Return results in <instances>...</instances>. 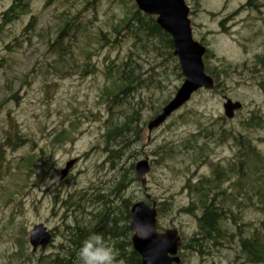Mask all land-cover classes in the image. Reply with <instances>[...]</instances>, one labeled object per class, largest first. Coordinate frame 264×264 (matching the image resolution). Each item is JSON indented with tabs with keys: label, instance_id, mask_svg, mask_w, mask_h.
<instances>
[{
	"label": "rangeland",
	"instance_id": "374dc122",
	"mask_svg": "<svg viewBox=\"0 0 264 264\" xmlns=\"http://www.w3.org/2000/svg\"><path fill=\"white\" fill-rule=\"evenodd\" d=\"M247 1L185 0L193 37L211 53L206 61L219 73V87L215 92L198 91L150 133L148 122L174 97L183 79L180 70V78L172 72V60L159 65L151 51L135 56L146 85L134 96L142 101L137 123L141 139L127 150L136 159L124 156L113 169L107 149L114 146L105 144L104 130L109 120L128 111L110 117L100 95L107 84L106 65L124 59L132 41L121 38L122 46L114 48L100 46L97 38L132 11V2L97 0L92 8L91 0H30L25 14L7 22L2 13L11 0H0V264H39L40 259L55 254L64 243L65 226L74 223V218L86 220L87 212L98 208V204L88 209L86 202H76L81 204L79 210L66 209L61 201L83 191L89 200L96 191L112 185L119 165H135L144 158L150 165L145 184L136 180L126 194L132 204H163L157 227L177 230L180 264H248L238 257V236L229 237L238 232L230 219L222 224L221 245L205 246L198 252L186 249L198 231L195 216L200 213L184 212L195 200L187 184L211 179L213 167L227 168L237 151L230 135L219 141L205 138L206 131L221 126L228 133L245 134L264 156V69L255 65V57L264 50V0H258L254 8L244 7ZM65 16L75 17L70 32L75 27L79 32L68 38L70 44L59 55L48 45ZM225 65L230 70L226 75L221 73ZM156 75L162 80L161 88L150 78ZM226 99L242 105L232 120L223 115ZM252 116L257 118L256 128L246 125ZM220 117L224 121L217 125ZM9 131L27 143L6 145ZM71 160L73 167L60 180V172ZM228 176L221 187L236 199L226 207L244 225L247 236L263 217L256 202L260 183H249L251 175L247 174L241 193L253 194L255 202L241 203L236 191H240L239 176ZM39 224L51 231L53 239L45 250L34 253L28 238Z\"/></svg>",
	"mask_w": 264,
	"mask_h": 264
},
{
	"label": "trees",
	"instance_id": "16d2710c",
	"mask_svg": "<svg viewBox=\"0 0 264 264\" xmlns=\"http://www.w3.org/2000/svg\"><path fill=\"white\" fill-rule=\"evenodd\" d=\"M29 1L11 0L10 7L2 13V20L7 22L17 20L29 9ZM96 1L91 0L92 8ZM127 1L132 2V0ZM257 2L258 0H248L244 7L254 8ZM74 20L75 17L73 16H65L63 18L62 25L58 27L56 38L48 45L51 48L50 50L59 55L65 51V48L70 44V42L67 43L68 38L72 37L73 33L79 32L76 27L70 32V29L74 27ZM31 25L32 23L27 28L31 27ZM121 38L131 40L132 48L128 50L124 59L110 61L106 65L104 74L107 84L103 87L100 95V100L104 101V106L110 117L119 111H128L127 115H122L115 120H109L104 130L105 144L114 146L109 149L106 148L109 153L108 159L113 165V169L115 168V162L121 161L124 156L128 157L130 161L136 159L137 155L133 152L128 155L129 152L127 150L131 143L134 144L141 139V129H139L137 123L139 122V110L141 109L142 101L140 99L137 101V97L134 96L146 88V85L143 79L144 74L141 73L140 65L135 61V56L142 52L151 51L160 60L159 65L161 61L169 62L172 60L174 63L172 72L180 78L179 66L173 57L171 38L156 25L154 17L143 15L137 10L133 2L132 11L125 15L119 24L113 25L110 32L99 33L97 41L100 46L118 48L123 43ZM210 55L211 53L207 51L203 61L206 73L215 80V88L213 90L215 92L219 87V73L214 67L208 66L206 59ZM255 65L264 69V50L262 54L255 57ZM228 71H230L229 66L225 65L221 73L226 75ZM154 76H150V78L154 80L155 87L161 88L162 80L160 75ZM166 102L167 100L163 104ZM223 119V117L218 118L216 124L220 125L221 121H224ZM256 120L257 118L252 116L246 125L256 128L258 127ZM216 130L217 128L210 132L206 131L204 137L217 138L222 141L226 136L230 135L234 145L237 147V151L233 162L227 168L221 165L213 167L211 179L205 178L197 183L187 184L186 189L191 195L195 196L196 201L191 202L184 209V212L188 214L199 212L200 214L195 216L198 231L185 247L198 252L199 249H203L205 246L221 245L220 240L225 235L222 230V224L225 223V220L230 219L236 227V231H238L236 234H230L229 237L232 239L238 236L239 238V259L248 264H264V156H260L255 151L254 146L245 134H231L221 126ZM16 141L19 144L27 143L19 135H11L9 131L5 144L12 146L15 145ZM116 169L118 174L112 185L106 188L107 190L96 191L89 200L86 198L88 193L83 191L76 193L74 199L69 196L61 201L66 209L75 208L79 210L81 204L76 202H86L88 209L98 204V208L94 207L93 210L88 211L86 220L80 219V217L74 218V223L66 225L64 243L58 245V251L55 254L45 259H40L39 264H79L78 249L82 241L93 232L103 235L114 249L116 264H121V262L122 264H141L140 257L131 248L129 209L132 205V199L126 194L130 186L136 182L134 162L119 165ZM228 174L239 176L240 191H236L239 192L238 198L240 197L241 203L244 200L249 203L255 202L253 201V194H248L247 196L241 193L245 190L244 183L248 182L243 181L247 174L251 175L249 183L254 185L260 183L256 190V202L259 203L257 209L261 211L263 217L257 227L248 231L247 236L243 228L244 225L241 222H236L232 209L226 207L227 202L232 205L236 199L235 195H232V193L228 195L226 190L221 187L225 180L226 183L229 181ZM82 205L85 207L83 203ZM162 205V203L157 205L158 214L162 212Z\"/></svg>",
	"mask_w": 264,
	"mask_h": 264
},
{
	"label": "water",
	"instance_id": "95a60500",
	"mask_svg": "<svg viewBox=\"0 0 264 264\" xmlns=\"http://www.w3.org/2000/svg\"><path fill=\"white\" fill-rule=\"evenodd\" d=\"M137 9L145 16L154 17L157 26L168 34L172 40L173 56L177 59L183 82L174 97L162 108L161 112L148 122V133L160 127L173 113L183 107L199 90L214 89V80L205 73L203 57L206 48L193 38L189 7L184 0H133ZM242 108L239 102L226 99L223 104V115L231 120ZM75 161H69L60 172L63 180ZM136 180L145 184V175L150 171L147 158L134 165ZM157 209L144 201L133 203L129 209V229L132 232L131 247L140 257L141 264H180L178 256L181 238L176 229H157ZM134 221L150 226L151 236L138 239L132 230ZM50 232L42 225H35L29 233L28 243L35 252L38 248L45 249L51 242Z\"/></svg>",
	"mask_w": 264,
	"mask_h": 264
},
{
	"label": "clouds",
	"instance_id": "9594fccd",
	"mask_svg": "<svg viewBox=\"0 0 264 264\" xmlns=\"http://www.w3.org/2000/svg\"><path fill=\"white\" fill-rule=\"evenodd\" d=\"M132 230L138 239H148L152 234L150 226L140 221L133 222ZM78 259L79 264H116L114 249L103 235L95 232L82 241Z\"/></svg>",
	"mask_w": 264,
	"mask_h": 264
}]
</instances>
